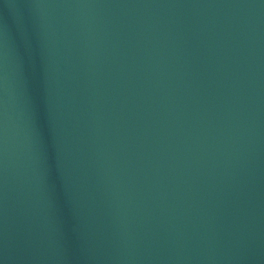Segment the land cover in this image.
Here are the masks:
<instances>
[{
  "label": "water",
  "instance_id": "1",
  "mask_svg": "<svg viewBox=\"0 0 264 264\" xmlns=\"http://www.w3.org/2000/svg\"><path fill=\"white\" fill-rule=\"evenodd\" d=\"M3 264H264V0H0Z\"/></svg>",
  "mask_w": 264,
  "mask_h": 264
},
{
  "label": "snow or ice",
  "instance_id": "2",
  "mask_svg": "<svg viewBox=\"0 0 264 264\" xmlns=\"http://www.w3.org/2000/svg\"><path fill=\"white\" fill-rule=\"evenodd\" d=\"M0 264H3V260H0Z\"/></svg>",
  "mask_w": 264,
  "mask_h": 264
}]
</instances>
